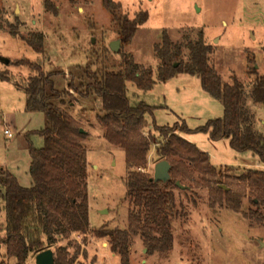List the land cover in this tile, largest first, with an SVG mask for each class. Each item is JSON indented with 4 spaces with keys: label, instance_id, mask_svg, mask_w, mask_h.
<instances>
[{
    "label": "rangeland",
    "instance_id": "rangeland-1",
    "mask_svg": "<svg viewBox=\"0 0 264 264\" xmlns=\"http://www.w3.org/2000/svg\"><path fill=\"white\" fill-rule=\"evenodd\" d=\"M113 2L121 5V15L130 20L141 12L148 14L147 22L138 28L131 43L120 44L117 53L111 51L110 45L119 40V34L102 0H0V74L19 82L26 80L30 71L15 65L26 59L41 64L47 73H56L52 77L54 87L64 91L69 75L78 73V67L116 69L121 62L120 54H128L137 65L150 67L154 72L155 84L148 92L127 84L132 104L143 102L152 108V113L145 117L148 129L144 130V136H158L153 127L176 126V134L207 154L210 164L223 175L226 167L264 172V165L250 152L237 153L227 139L214 142L199 131L208 122L223 117L222 103L208 95L195 76L177 74L159 82L154 54V46L161 43L163 33L175 43L185 36L195 40L203 33L205 43L212 49L210 63L222 81L231 84L236 78L250 86L256 77H264V0ZM12 30L17 36H13ZM31 33L43 34L42 54L33 52L21 40ZM78 101L65 109L87 134L84 147L90 228L124 231L130 210L124 183L127 175L124 151L104 139L97 120L100 102L91 98ZM248 107L255 116V129L263 133L264 106L248 101ZM43 127L42 113L25 111V95L12 83L0 82V167L23 188L32 184L29 141L35 149H41L43 141L38 133ZM6 129L12 138H6L3 133ZM157 163L152 149L143 171L153 176ZM221 188L226 190L225 185ZM174 193L177 202L185 205L186 213L173 223L172 251L149 256L142 240L136 238L130 248L129 264H264V208L251 204L252 194H246L241 213H234L226 206L211 209L207 189L190 185V190L177 189ZM256 211L261 215L260 221L251 216ZM4 225L5 213L1 211L0 261L5 259V246L1 242ZM59 246H69L71 256L80 247L75 264H121L119 256L110 252L108 239L76 234L69 240H60L51 251L55 254ZM13 262L9 260V264ZM26 264H35V256L29 257Z\"/></svg>",
    "mask_w": 264,
    "mask_h": 264
},
{
    "label": "trees",
    "instance_id": "trees-1",
    "mask_svg": "<svg viewBox=\"0 0 264 264\" xmlns=\"http://www.w3.org/2000/svg\"><path fill=\"white\" fill-rule=\"evenodd\" d=\"M102 2L121 45L128 46L138 28L147 22L148 14L141 12L130 20L121 15L120 4L113 0ZM12 34L17 36L14 30ZM21 40L33 52H44L43 34L31 33ZM154 54L158 60L156 78L159 82H166L177 74L195 76L202 89L222 103L223 117L208 122L199 131L214 142L227 139L232 150L250 152L264 165V132L255 129V116L248 107V101L264 106V77H256L250 86L236 78L231 84L224 83L210 63L212 49L205 43L203 33L195 40L185 36L176 43L163 33L161 43L154 46ZM120 55L121 62L116 69L78 67V73L69 75L64 91L54 87L52 77L56 73H47L41 64L26 59L15 64L30 71L26 80L19 82L0 74V82L12 83L25 95L27 113L44 115V127L38 133L43 147L35 149L28 139L31 187H21L12 174L0 167V212L5 213L1 239L5 259L0 264H9L10 259L14 260L13 264H26L29 257L51 250L60 240H69L76 234L108 239L110 252L119 256L121 264L130 263V248L136 238L142 240L149 256L166 255L173 249V223L186 213L185 205L177 202L174 193L178 189L177 182L186 191L190 190V185L207 189L211 209L226 206L234 213H241L248 192L253 195L251 204L264 208L263 171L226 167V175H223L210 164L207 154L176 134V126L153 127L158 136H144V130L148 129L145 117L152 113V108L143 102L132 104L127 84L148 92L155 84L154 72L150 67L137 65L130 55ZM175 63L177 68H174ZM89 98L100 102L97 120L104 139L125 154L124 183L130 210L124 231L90 228L84 147L87 134L80 133V124L65 109L72 106L74 100L80 102ZM152 149L158 162L167 161L171 166L170 181L165 184L155 183L153 176L143 171ZM192 202L194 204V200ZM251 216L260 221L258 211ZM69 246L56 248L55 264L76 263L80 247L71 256Z\"/></svg>",
    "mask_w": 264,
    "mask_h": 264
},
{
    "label": "water",
    "instance_id": "water-1",
    "mask_svg": "<svg viewBox=\"0 0 264 264\" xmlns=\"http://www.w3.org/2000/svg\"><path fill=\"white\" fill-rule=\"evenodd\" d=\"M121 41L117 40L111 43L110 49L112 52L117 53L120 48ZM5 64H8V60H5ZM178 64H174V68H177ZM83 134L84 131L80 130ZM170 170L171 166L167 161H160L154 166L153 181L155 183H167L170 181ZM176 187L180 190H185L186 188L180 185L179 182L176 183ZM225 189V188H223ZM35 264H55L54 253L51 250L44 251L35 257Z\"/></svg>",
    "mask_w": 264,
    "mask_h": 264
},
{
    "label": "built area",
    "instance_id": "built-area-1",
    "mask_svg": "<svg viewBox=\"0 0 264 264\" xmlns=\"http://www.w3.org/2000/svg\"><path fill=\"white\" fill-rule=\"evenodd\" d=\"M4 135L6 136L7 139L12 138V134L9 131H4Z\"/></svg>",
    "mask_w": 264,
    "mask_h": 264
},
{
    "label": "crops",
    "instance_id": "crops-1",
    "mask_svg": "<svg viewBox=\"0 0 264 264\" xmlns=\"http://www.w3.org/2000/svg\"><path fill=\"white\" fill-rule=\"evenodd\" d=\"M4 131H9V130H8V129H6V130H4ZM9 132H10V131H9ZM3 133H4V132H3ZM104 245H105V244H104ZM104 245H103V246H104Z\"/></svg>",
    "mask_w": 264,
    "mask_h": 264
}]
</instances>
